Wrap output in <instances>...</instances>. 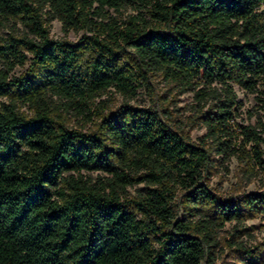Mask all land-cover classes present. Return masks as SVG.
I'll return each mask as SVG.
<instances>
[{"label": "trees", "instance_id": "obj_1", "mask_svg": "<svg viewBox=\"0 0 264 264\" xmlns=\"http://www.w3.org/2000/svg\"><path fill=\"white\" fill-rule=\"evenodd\" d=\"M262 6L0 0V264H215L218 231L264 215V191L227 199L208 184L232 159L264 176ZM128 10L125 21L109 13ZM51 20L82 37L52 40ZM12 23L24 31L4 36ZM153 74L192 93L196 142L151 108L97 103L111 89L133 98ZM94 109V132L56 115Z\"/></svg>", "mask_w": 264, "mask_h": 264}, {"label": "rangeland", "instance_id": "obj_2", "mask_svg": "<svg viewBox=\"0 0 264 264\" xmlns=\"http://www.w3.org/2000/svg\"><path fill=\"white\" fill-rule=\"evenodd\" d=\"M264 16V6L260 8ZM111 16L125 21L129 15H136L128 10L122 14L109 12ZM10 28L4 30V36L11 31L22 33L23 27L18 23L10 24ZM50 38L52 40H62L75 43L83 35V32L70 31L65 33L62 25L58 20H51L48 23ZM25 67H16L9 74L10 78L19 77L25 70ZM4 69L0 61V71ZM149 85L140 88L133 98H129L115 91L109 90L102 97L97 99V103L105 101L107 106L105 113L116 110L121 105L128 103L139 108H151L158 111L163 119L177 132L182 134L188 141L196 142L197 138L203 134V130L194 122L193 113V95L191 92H185L173 84L168 83L163 76L153 74L149 78ZM241 99H245L246 108L253 104L252 97H244L240 94ZM2 103H7L5 98H0V106ZM21 111L26 115L31 116L32 109L27 106L21 108ZM102 111V110H101ZM95 110L92 115H77L75 113H67L56 110V115L59 116L65 126L69 129H76L83 132H94L100 122V116ZM237 122L242 125L252 124L254 119L250 120L247 115L242 114ZM93 178L98 176V173L92 174ZM208 184L211 189L223 198H237L246 193L264 191V176L256 170H249L239 160L232 159L226 164L225 168H217L208 176ZM144 185L129 188L128 194L133 197L136 188H142ZM180 195L178 194V203L180 206ZM180 210H182L179 207ZM182 212V211H181ZM235 223H226L224 228L218 231L217 246L214 249L216 253L215 264H264V215L258 216L246 221L242 232H234ZM250 250L252 259L249 258L246 252H238L237 249Z\"/></svg>", "mask_w": 264, "mask_h": 264}]
</instances>
